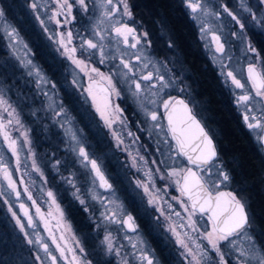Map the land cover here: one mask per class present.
Instances as JSON below:
<instances>
[{
	"label": "snow or ice",
	"instance_id": "6c2138e0",
	"mask_svg": "<svg viewBox=\"0 0 264 264\" xmlns=\"http://www.w3.org/2000/svg\"><path fill=\"white\" fill-rule=\"evenodd\" d=\"M22 7L68 62L67 82L75 90L71 95L78 93L88 106L85 118L101 140L109 137L110 147L125 154L129 186L134 184L143 210L174 243L178 264H264V218L250 195L251 177L238 158L223 155L187 97L176 61L153 55L150 34L138 26L131 0H24ZM179 7L264 157V46L258 49L251 39L264 35V0H179ZM82 16L89 23L75 30ZM232 41L238 42L240 57L231 52ZM0 45L15 61L0 64V208L6 209L0 220V264H96L84 243L73 234L70 246L61 231L72 228L58 200L60 187L104 230L103 255L131 264L121 256L130 245L137 264H161L121 200L103 157L94 153L61 97L69 91L34 62L2 7ZM167 48H175L172 40ZM20 80L31 87L20 89ZM177 90L184 95L173 94ZM35 123L51 133L45 137L50 143H40ZM260 164L264 185V158ZM33 174L46 200L37 198ZM120 233L127 245L117 247Z\"/></svg>",
	"mask_w": 264,
	"mask_h": 264
},
{
	"label": "rangeland",
	"instance_id": "374dc122",
	"mask_svg": "<svg viewBox=\"0 0 264 264\" xmlns=\"http://www.w3.org/2000/svg\"><path fill=\"white\" fill-rule=\"evenodd\" d=\"M23 3H24V0H0V7L4 8L8 21L12 23L18 29V31H20L21 36L25 39V42L29 45V48L31 49V52H32V59L34 60V62L40 66V68L47 74V76L50 79L56 81L66 91H69L70 93L69 95H65L64 92H61L60 95L63 98L67 107L70 110H72L73 115L76 117L78 127L84 130V135L90 141L92 145V150L94 151V153L98 156L103 157L106 170L116 181L115 186L117 188V192L121 200L124 202L125 207L130 212H132L134 216H136L138 230L141 236L147 242L148 247L155 254L156 258L160 260L161 264H178L179 256L174 246V243H170L169 239H166L168 234L164 232L163 227H159V228L156 227V223L152 219L151 215L143 210L144 207H146V205H143V206L141 205L140 196H138L136 192L132 190L135 187L134 184L129 186V181L131 180V177L126 178L124 175L125 172L128 171V169L124 167L126 163L125 154L123 152L117 151L113 147H110L112 142L109 137L105 136L103 140H101L100 136L97 134L96 128L91 123H89L88 119L85 118V109L88 108V106L83 104V101L80 99L78 93H76L75 95H71V92H74L75 90L70 89V86L67 82L68 80L71 79V77L68 75V62L63 60V58L60 57V55L54 50V46L51 45V42L47 39L46 35L43 33V30L40 28L39 23L35 21L34 17L31 15L29 10L22 7ZM88 23H89V20L87 17H83V16L79 17L75 25V30H83L88 25ZM138 26L145 29L143 25H141L139 22H138ZM52 27H55V26L53 25ZM196 34H197L196 35L197 40L200 43L203 54L205 55L208 63L213 67L217 77H219L218 69L213 64V61L211 60L208 52L205 50L203 46V42L199 39V35L197 31H196ZM157 36H159V39H162V41L160 43H157L156 47L155 45H153V49H152L153 55L158 59H163L167 57L169 61H176L175 71L177 73L182 74V77H183L182 82L184 85H186L187 97L191 99L196 105V111L199 110V113H201V110L199 109L200 105L197 99L193 98L194 96L192 95L193 94L192 86L190 84L189 75L187 74L185 68H183V66L181 65L180 60L178 59L174 51L172 49L167 48V43L169 41L168 38L165 36L162 30H158ZM150 39L152 40L151 37ZM251 39H252L254 46H256V44L259 47L264 46V35H257V36L251 37ZM38 40L41 41L47 53L53 55L58 62L57 63L58 66L56 68H52V70H56L54 78H52L50 74L47 73L43 69L40 62L37 60L35 56L33 45H34V42L37 43ZM152 43H153V40H152ZM230 50L234 54L235 57H240V49L238 46V42L232 41ZM39 53H40V56L43 54L42 51H40ZM6 60H11L12 63H15V61L11 59V56L8 50L2 45H0V64L4 63ZM101 70L106 71L107 69L101 66ZM19 78H20V74L17 73V79ZM26 79L27 77L24 78V80ZM24 80H20L19 88L25 89L27 87H31V85H26L24 83ZM219 81H220V77H219ZM9 82L11 83V81ZM225 90L228 92L226 88ZM173 94L184 95L180 93L178 90L174 92ZM228 96L229 98H231V102L233 103V98L229 94V92H228ZM128 115L132 116V113L129 112ZM41 116H43V113H41ZM200 116L203 117L202 115ZM133 119L135 118L133 117ZM32 127L37 129L36 135H39L41 137V141H40L41 144L51 142L50 139L45 140V137L46 136L50 137L51 133H44L43 131H41L42 125H40L39 123H35L32 125ZM251 137L255 141V138L252 136V134H251ZM145 139H147L146 136H145ZM4 151L7 152V149L5 148ZM38 151L40 154H43L46 151V149L41 146L38 148ZM169 163L171 164V161H169ZM33 177L37 180V184H36L37 198L46 200L47 197L42 196L38 191L40 184H41V182L39 181V177H36L35 174H33ZM55 183H57L58 185L59 181L57 180ZM57 195H58V200L61 203V207L64 211L65 219L71 225V228H72V232L70 233L65 231L64 229H61V231L64 232V235L69 245L74 246L75 242L71 239L72 235L74 234L82 243H84L87 256L90 259L94 260L96 264H107V261H111V264H118V262L120 261V257H117L115 255L105 256L103 255V253L100 252V241L103 238L104 230L102 228L97 229L95 227V224L93 223L92 219L89 218V214L83 212L81 205L79 204L78 201L73 199L70 192L65 191L63 187H60ZM25 201H26V198H25ZM71 202L76 204L77 207L80 208V210L84 214L85 226L87 227L86 230L88 232L86 234V237L83 234L79 233L76 230V228L72 225L70 220L68 219V215L66 214L67 212L64 208V205L65 203L68 204ZM26 203L30 204V202L28 201H26ZM41 207H42V211L47 212L48 210L47 204H42ZM17 211H19L18 208H17ZM31 211L33 214H35L34 209H32ZM2 212L5 215L6 209L2 208ZM52 223L53 225H55L56 223L55 220H53ZM115 227H116L115 225L112 226L113 229H115ZM39 230L42 233L44 232L43 227H40ZM57 235H59V233H57ZM115 235L116 233L114 232V236ZM129 235H132V234L129 233ZM120 243H124L125 245H127V241L123 240V233L119 234L116 246L119 247ZM133 251L134 250L131 248V246L128 245L124 249H122L121 256L126 257L131 262V264H137L135 257L131 255Z\"/></svg>",
	"mask_w": 264,
	"mask_h": 264
},
{
	"label": "trees",
	"instance_id": "16d2710c",
	"mask_svg": "<svg viewBox=\"0 0 264 264\" xmlns=\"http://www.w3.org/2000/svg\"><path fill=\"white\" fill-rule=\"evenodd\" d=\"M131 3L135 5L136 20L147 29L155 47L162 41L157 36L158 30H162L168 40L174 42L175 48L172 50L189 75L193 98L200 105L201 113L199 110L197 112L203 116L207 129L215 137L225 158L235 156L244 165V173L251 177L247 184L253 189L250 195L257 215L264 218V212L261 211L264 209V185L259 183L258 176L260 160L264 157L243 124L228 92L203 54L196 30L179 7V0H131ZM38 41L33 45L35 56L43 69L54 78L56 70L52 68H56L58 62L53 55L47 53L41 41ZM40 51L43 53L41 56ZM64 208L72 225L86 237L88 232L85 217L80 208L72 202L65 203ZM4 216L0 208V220Z\"/></svg>",
	"mask_w": 264,
	"mask_h": 264
},
{
	"label": "flooded vegetation",
	"instance_id": "af4514ba",
	"mask_svg": "<svg viewBox=\"0 0 264 264\" xmlns=\"http://www.w3.org/2000/svg\"><path fill=\"white\" fill-rule=\"evenodd\" d=\"M193 25V24H192ZM256 47L259 49L260 47L256 44ZM178 96H181V95H178ZM157 252H159V251H157Z\"/></svg>",
	"mask_w": 264,
	"mask_h": 264
}]
</instances>
